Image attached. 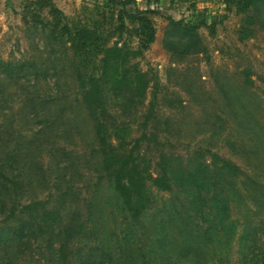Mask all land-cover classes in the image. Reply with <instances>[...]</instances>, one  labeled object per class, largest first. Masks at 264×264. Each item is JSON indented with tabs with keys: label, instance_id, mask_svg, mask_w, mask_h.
Masks as SVG:
<instances>
[{
	"label": "rangeland",
	"instance_id": "374dc122",
	"mask_svg": "<svg viewBox=\"0 0 264 264\" xmlns=\"http://www.w3.org/2000/svg\"><path fill=\"white\" fill-rule=\"evenodd\" d=\"M39 1L0 0V235L11 228L21 237L1 240L0 264H101L103 244L138 264H256L264 256V1L240 11L234 0H53L71 26L131 51L142 39L138 19H150L154 42L125 67L144 75V96L114 92L99 58L96 68H77L69 36L51 32ZM85 74L101 80L104 106L82 102ZM97 122L153 176L174 178L169 192L150 186L152 204L137 220L121 211L102 169ZM195 174L205 189L178 186ZM35 206L59 213L68 234L50 242L30 233ZM77 227L91 232L78 236Z\"/></svg>",
	"mask_w": 264,
	"mask_h": 264
},
{
	"label": "trees",
	"instance_id": "16d2710c",
	"mask_svg": "<svg viewBox=\"0 0 264 264\" xmlns=\"http://www.w3.org/2000/svg\"><path fill=\"white\" fill-rule=\"evenodd\" d=\"M263 1L264 0H234V2L237 4V8L240 11L248 10V8L256 6ZM120 4L126 5L129 3L127 1H120ZM39 6L40 8L43 7V9L48 8L49 15L54 19L56 28L54 27L53 30L50 29L51 32L56 34L55 29H60L61 27L63 36H69V43L71 45L70 48L74 53L77 62H79V60L81 61L77 68L80 67L81 63H88L89 65H92L96 68L94 60L99 58L100 60L98 63L102 71V76L108 80L109 84L112 85L114 92L119 93L122 90L128 89L132 90L133 93L135 92V95L139 94V96H144L148 85V82L145 80V78L143 79L144 75L137 71L136 76L133 77L132 73L134 72L126 69L125 67L128 63V60H130L132 56H136L143 51L148 50L150 45L154 42L156 31L150 19L147 17L138 19V31L142 39L139 49L137 51H131L124 45L119 46L118 44H115L113 46H109L108 41H103L100 33L89 29L87 26L75 23L73 26H71L66 21V19H63L62 11L55 6L53 0L39 1ZM124 13L125 12H122V15ZM122 15L121 19L123 18ZM130 19L133 20L135 18L131 16ZM36 22L41 23L42 25L49 28L47 24H43L45 22L42 19H38ZM123 30L124 27H120V31ZM90 58L93 61L90 62ZM136 70L137 69L135 68L134 71ZM79 78L82 82L81 88L84 93V99L82 102L89 108V110H93L97 106H104L100 102V98L102 97L101 80L97 79L91 74H88V76L85 74L84 77L79 76ZM98 101L100 103H97ZM96 127L97 130L95 131V137L96 143L99 146L98 155L100 158V163L103 167V171L108 174L107 177L111 183V189L115 195V199L117 200L121 211H123L133 220H137L145 213V211L149 209L152 204V190L150 186L155 187L159 191L169 192L172 190L171 181L174 178L171 177L167 172H163L156 177L153 176V174L149 173L148 170L141 165L139 161L140 157L135 151H120L111 143V138L113 137L112 134L109 131L103 133V131L100 129L101 123L99 122L96 123ZM221 170L224 169L222 168ZM176 180L177 179L175 178L174 182ZM204 180L205 179L202 177V175L199 176L198 174H195L192 177V181L187 183L181 180V184H178V186H181L184 189L194 186L196 189L199 188L197 185L200 184V189L202 191V189H205L202 186L207 184V182ZM42 212L43 214L41 216ZM29 213L30 215H28V219L25 220L24 226L30 231V233H33L36 236L37 234L46 236L48 233L50 242L55 239L57 240V238L58 240L61 239L65 233L68 234L63 228L59 229V227H57L58 224L62 223V216H60L59 213L52 212L44 208L41 209L39 206L32 207L29 210ZM23 229L25 228L23 227ZM13 230L14 229L10 228L8 231H2V234L0 235V242L5 237L10 239H20L21 237L19 231ZM88 231L90 230L84 228L80 229L77 227L74 234L77 233L78 236H83L84 234L86 235ZM130 234L131 232L127 235ZM106 235H108V232H106ZM109 236L110 238L114 237V235ZM107 239H109V237H106L105 240L103 239L102 242H105ZM60 244L61 251H65L67 249L66 242L60 241ZM117 248L118 249H116L115 253H112L107 248V244L100 246L99 249L102 252L101 264L102 261L110 262V264H128V262H131V264H138V259L127 258V252L125 253L123 249L120 250V245H118ZM151 255L156 256L155 258L162 261L160 253L151 251ZM255 257L258 256L255 255ZM138 258L146 259V255L143 257L141 255ZM252 260L256 264H264V256L260 257V259L257 258V260ZM92 261H94L92 258H85L83 264H92ZM150 262H147V264Z\"/></svg>",
	"mask_w": 264,
	"mask_h": 264
}]
</instances>
